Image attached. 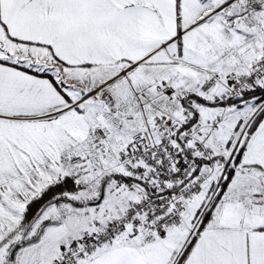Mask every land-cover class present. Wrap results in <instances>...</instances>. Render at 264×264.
Segmentation results:
<instances>
[{"label": "snow or ice", "instance_id": "1", "mask_svg": "<svg viewBox=\"0 0 264 264\" xmlns=\"http://www.w3.org/2000/svg\"><path fill=\"white\" fill-rule=\"evenodd\" d=\"M0 264H264V0H0Z\"/></svg>", "mask_w": 264, "mask_h": 264}]
</instances>
